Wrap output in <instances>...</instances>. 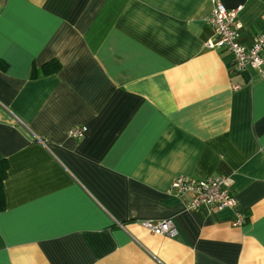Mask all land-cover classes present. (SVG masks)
<instances>
[{
    "label": "crops",
    "instance_id": "obj_1",
    "mask_svg": "<svg viewBox=\"0 0 264 264\" xmlns=\"http://www.w3.org/2000/svg\"><path fill=\"white\" fill-rule=\"evenodd\" d=\"M214 1L264 30V0H0V264H264V75L207 46ZM219 175L233 209L169 191Z\"/></svg>",
    "mask_w": 264,
    "mask_h": 264
},
{
    "label": "built area",
    "instance_id": "obj_2",
    "mask_svg": "<svg viewBox=\"0 0 264 264\" xmlns=\"http://www.w3.org/2000/svg\"><path fill=\"white\" fill-rule=\"evenodd\" d=\"M241 8V6L227 8L220 1L213 2L210 13L204 17L205 23L212 30L207 46L231 55V72L248 73L253 70L264 75V30L253 36L250 45L241 42V23L238 19ZM234 88H239V85H234ZM86 130L87 127L84 125L72 126L67 130V135L81 139ZM169 191L181 198L186 210L189 211L233 209L236 206V199L231 190V179L222 175L202 178L177 176L171 181ZM243 221L244 216L236 213L233 225H241ZM141 224L156 235L169 238L177 235V229L170 219L144 221Z\"/></svg>",
    "mask_w": 264,
    "mask_h": 264
},
{
    "label": "trees",
    "instance_id": "obj_3",
    "mask_svg": "<svg viewBox=\"0 0 264 264\" xmlns=\"http://www.w3.org/2000/svg\"><path fill=\"white\" fill-rule=\"evenodd\" d=\"M52 68H45L44 73L48 74L51 71H55L59 68L58 62L52 61ZM7 176V162L5 160H0V211L5 207V197H4V186L3 182Z\"/></svg>",
    "mask_w": 264,
    "mask_h": 264
}]
</instances>
